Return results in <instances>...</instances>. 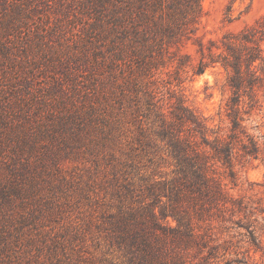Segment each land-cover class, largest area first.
Instances as JSON below:
<instances>
[{
    "label": "rangeland",
    "instance_id": "obj_1",
    "mask_svg": "<svg viewBox=\"0 0 264 264\" xmlns=\"http://www.w3.org/2000/svg\"><path fill=\"white\" fill-rule=\"evenodd\" d=\"M132 2L0 0V264H130L111 222L130 217L147 184L174 175L154 102L168 108L182 94L219 124L229 71L215 63L199 73V41L222 45L248 30L264 48V0H201L195 22L164 36L132 21ZM15 87L49 95L43 119L57 133L32 132L30 122L21 133L6 103ZM244 96V125L262 150L237 161L232 192L255 208L264 248V89L262 106ZM17 135L13 154L2 145ZM242 232L244 264H264V249L254 253Z\"/></svg>",
    "mask_w": 264,
    "mask_h": 264
},
{
    "label": "trees",
    "instance_id": "obj_2",
    "mask_svg": "<svg viewBox=\"0 0 264 264\" xmlns=\"http://www.w3.org/2000/svg\"><path fill=\"white\" fill-rule=\"evenodd\" d=\"M202 9L201 0H139L132 2V21L164 36L166 30L183 32L200 17ZM249 33L246 30L226 38L222 45L215 41L198 44L199 73L215 63L229 71L233 93L224 114L219 112V124L187 105L182 94H176L168 108L163 98L154 102V121L172 157L174 175L147 184V196L132 206L130 217L121 213L111 222L114 238L130 264H244L247 257L242 239H238L244 236L243 229L250 234L249 248L254 253L263 251L256 236L259 220L255 208L246 196L232 192L240 178L237 161L258 159L262 150L244 125L240 108L244 95L252 109L262 106L258 102L264 89V48L248 37ZM24 93L21 87L12 89V99L6 102L14 107L11 121L21 133L29 122L32 132L39 128L41 133H57V124L43 119L42 106L50 103L49 95L41 90L32 91V95L27 92L28 96ZM65 134L61 137L67 140ZM17 137L19 140L2 146L17 154L24 139Z\"/></svg>",
    "mask_w": 264,
    "mask_h": 264
}]
</instances>
